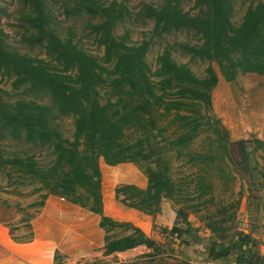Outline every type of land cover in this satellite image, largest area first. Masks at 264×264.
Returning a JSON list of instances; mask_svg holds the SVG:
<instances>
[{"label": "trees", "instance_id": "obj_1", "mask_svg": "<svg viewBox=\"0 0 264 264\" xmlns=\"http://www.w3.org/2000/svg\"><path fill=\"white\" fill-rule=\"evenodd\" d=\"M17 1L19 25L23 28L21 40L41 48L48 59L20 53L0 29V75L11 79L13 88L24 87V93L45 97L50 104L34 98H0V140L23 139L50 146L52 158L41 164L31 155L3 158L0 153V165L11 167L18 177H27L36 184L34 191L41 195L34 205L41 207L48 195H54L99 215L98 225L105 232L103 255L137 246H144L146 255H151L149 250H157L154 239L130 222L103 214L99 162L110 166L132 163L145 175L144 188L133 183L115 187V198L124 207L153 215L161 210L163 200L172 201L178 188L165 155L167 146L161 143L168 141V147L179 152L191 144L203 125L219 134L218 129H210L208 122L201 121L208 117L211 91L218 81L213 65L227 82L234 81L240 73L264 77V1L250 3L237 25L230 21L233 0H193L195 14L182 9V0L143 4L141 10L153 21V35L193 31L199 41L164 47L156 56L153 70L146 61L151 38L132 42L128 31L114 34L128 13L125 0H60L65 16L87 17L88 34L103 48L102 56L87 52L73 40L71 32L65 36L51 26L53 17L47 0ZM174 46L207 62L204 75L197 76L186 64L174 61ZM98 87L106 89L104 101ZM63 116L73 118L71 139L64 138L53 125L56 118ZM162 118L168 119L173 137L164 135L167 127L160 125ZM218 142L222 153L230 158L221 137ZM245 143H236L243 163L247 162ZM252 143L255 151L264 154V140L255 138ZM193 154L191 162L212 159L210 154ZM16 182L13 180V185ZM219 211L218 217L222 213ZM175 216L169 233L181 239L193 237L195 228L187 213L177 209ZM209 220L206 228L210 232L225 230L221 227L226 221L222 217ZM116 227L129 231L110 235L108 232ZM234 237L240 244L232 237L227 242L236 253L234 264L263 262V255L256 251L248 233L236 229ZM214 252L211 248L210 258Z\"/></svg>", "mask_w": 264, "mask_h": 264}, {"label": "rangeland", "instance_id": "obj_2", "mask_svg": "<svg viewBox=\"0 0 264 264\" xmlns=\"http://www.w3.org/2000/svg\"><path fill=\"white\" fill-rule=\"evenodd\" d=\"M161 1L125 0L128 13L125 20L114 29V34L117 36L128 31V38L132 42L151 38L146 52V61L152 70L156 67V56L164 47L180 42L199 43L198 36L193 31L163 33L159 37L153 35V21L145 16L141 6L143 4L158 5ZM257 1L233 0L231 23L237 25L248 5L255 4ZM47 2L53 17L51 26L65 36L71 32L70 36L73 40L87 52L102 56L103 48L97 46L93 37L88 34L85 15L65 16L60 0H47ZM19 7L17 0H0V29L8 34V43L20 53L48 59L41 48L28 45L21 40L23 28L18 20ZM181 7L190 14L197 13L193 0H182ZM144 11L147 10L144 9ZM171 58L177 63L186 64L197 76L204 75L208 64L198 58H192L178 46L171 49ZM213 66L216 69L218 81L211 91L208 117L201 121L208 122L210 129H218L220 132L217 135L203 125L199 135L187 148L179 149V152L170 149L167 145L168 141L161 143L167 146L165 155L178 193L172 201L163 200L159 212L153 215L142 214L143 220H141L142 217L139 219L135 212H123L121 208L124 206L115 198V187L124 183H133L144 188L145 175L132 163L110 166L104 164L102 160L99 162L103 213L106 212L115 220L130 222L137 227L141 226L139 228L157 244V250H149L151 255H146L148 251L141 246L136 248V251L128 252L127 256H119L123 264H234L236 253L227 242L232 237L235 243L240 244V241L234 237L236 229L248 233L254 239L256 251L264 257V154L255 151L252 143L255 138L264 140V77L240 73L234 81L227 82L221 77L217 67ZM11 81L6 76L0 75V98L4 101L34 98L50 104L45 97L24 93V87L13 88ZM97 91L101 101H104L106 89L98 87ZM167 122L168 119H159L160 125L167 127L164 135L173 137V128ZM53 125L64 138H72L73 118L71 116L58 117ZM218 137H221L222 143L228 147L230 158L222 153L223 149L219 148ZM241 140L246 141V163L241 162L236 145ZM50 151V146L27 143L23 139L0 140V153L3 158L31 155L38 163L45 164L52 158ZM192 153H194L193 156L197 153L210 154L212 159L206 162L196 160L191 162L189 158ZM8 173H11L10 179ZM13 180L17 181L14 185ZM199 182L201 184H198ZM34 187L36 184L30 182L27 177H18L12 172L11 167L0 165V264H14L7 257L12 255L10 250L5 248L6 244L29 242L33 238V226L30 220L40 211V207L33 203L39 201V195H41L40 192L34 191ZM201 191L203 194H199ZM177 209L185 211L189 222L194 225L195 233H192L193 237L189 239H181L169 233L176 218ZM220 209L222 213L218 217L216 212L219 213ZM211 217L214 220L221 217L225 219V224L221 226L225 230H219L216 234L210 232L206 226ZM136 223H139V226ZM128 231L124 227H116L108 233L123 235ZM90 232H93V227ZM102 232L100 242L104 244L105 232L103 230ZM219 235H225V238L221 239ZM91 238L94 242L90 250L85 251L89 252L86 255L87 258H81L77 264H93L98 259L103 260L98 258L103 246H98L95 233L91 234ZM226 246L230 249L226 257L213 258L215 252ZM245 247L248 249L247 245ZM211 248L215 249V252L210 258ZM62 257V254L55 251L54 264H58ZM261 264H264V260Z\"/></svg>", "mask_w": 264, "mask_h": 264}, {"label": "crops", "instance_id": "obj_3", "mask_svg": "<svg viewBox=\"0 0 264 264\" xmlns=\"http://www.w3.org/2000/svg\"><path fill=\"white\" fill-rule=\"evenodd\" d=\"M39 210L37 216L30 220L33 238L29 242L6 244L5 248L12 255L7 257L14 264H54L55 251L63 256L58 264H77L81 258H87L89 252L85 251L92 247L94 239L91 234L94 233L98 246L104 245L100 242L103 232L98 225L99 215L54 195H48ZM121 210L125 213L135 212L139 219L142 214L146 215L131 208L122 207ZM103 214L107 215L106 212ZM92 227L93 232H90ZM138 247L141 246L108 255H103L101 248L98 258L103 260L98 259L93 264H119L122 262L119 256H127L128 252L136 251Z\"/></svg>", "mask_w": 264, "mask_h": 264}, {"label": "water", "instance_id": "obj_4", "mask_svg": "<svg viewBox=\"0 0 264 264\" xmlns=\"http://www.w3.org/2000/svg\"><path fill=\"white\" fill-rule=\"evenodd\" d=\"M229 246L224 247L222 250L215 252L213 258H218L220 256H224L229 252Z\"/></svg>", "mask_w": 264, "mask_h": 264}]
</instances>
